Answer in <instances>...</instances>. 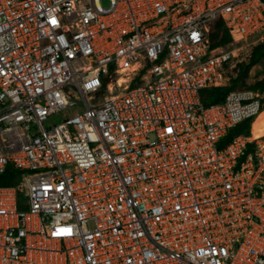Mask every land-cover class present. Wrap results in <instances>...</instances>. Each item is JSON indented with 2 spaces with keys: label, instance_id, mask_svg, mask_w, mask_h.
Here are the masks:
<instances>
[{
  "label": "built area",
  "instance_id": "obj_1",
  "mask_svg": "<svg viewBox=\"0 0 264 264\" xmlns=\"http://www.w3.org/2000/svg\"><path fill=\"white\" fill-rule=\"evenodd\" d=\"M108 1L0 0V264H264V0Z\"/></svg>",
  "mask_w": 264,
  "mask_h": 264
},
{
  "label": "trees",
  "instance_id": "obj_2",
  "mask_svg": "<svg viewBox=\"0 0 264 264\" xmlns=\"http://www.w3.org/2000/svg\"><path fill=\"white\" fill-rule=\"evenodd\" d=\"M217 24V29L221 26V22L215 23ZM211 39L213 45H221L226 43L229 40V36L226 33H222L221 35L218 31L211 33ZM264 49V43H260L252 48L251 53L245 58L242 62L238 63L235 68L231 71L227 72V83L221 87L215 88H206L200 91V98L203 106L208 107L214 104L223 103L225 101L226 96L232 91H240V90H251V91H264V79L256 84L254 87H243L238 86V81L242 78V76L247 72V70L253 65L255 62L257 54L262 52ZM264 74V69H263ZM261 113V112H260ZM251 120H245L242 123L238 124L234 128H232L227 135L223 138L221 142V146H225L228 144L231 139L238 134H247L250 128ZM255 129L254 122L251 126V132ZM253 134V132H252ZM24 172L13 169L9 167L7 171L0 176V187H14L17 185L21 175Z\"/></svg>",
  "mask_w": 264,
  "mask_h": 264
},
{
  "label": "rangeland",
  "instance_id": "obj_3",
  "mask_svg": "<svg viewBox=\"0 0 264 264\" xmlns=\"http://www.w3.org/2000/svg\"><path fill=\"white\" fill-rule=\"evenodd\" d=\"M99 3L104 8H107L109 6L108 0H99ZM247 56L248 55H244L242 57L243 60L245 58H247ZM243 60H241L240 62H242ZM263 69H264V49L262 52L257 54L255 62L253 63V65L247 70V72L238 81V83H237L238 86H243V87H254V86H256V84L260 83L264 79ZM254 92H258L259 95L261 96V102L263 104L262 109H264V91L260 92V91L255 90ZM72 94L76 95L75 91H73ZM77 102H78V105H80L79 104L80 101H77ZM54 120H56V121L59 120L58 115L54 116ZM253 122H254L255 127H256L257 137L264 134V110L261 111V113L258 115V117ZM64 168L66 169V166ZM25 201H27V200H25Z\"/></svg>",
  "mask_w": 264,
  "mask_h": 264
},
{
  "label": "crops",
  "instance_id": "obj_4",
  "mask_svg": "<svg viewBox=\"0 0 264 264\" xmlns=\"http://www.w3.org/2000/svg\"><path fill=\"white\" fill-rule=\"evenodd\" d=\"M252 132H253V136L257 137L256 127H255V129Z\"/></svg>",
  "mask_w": 264,
  "mask_h": 264
}]
</instances>
